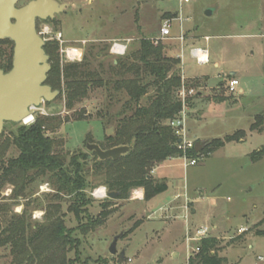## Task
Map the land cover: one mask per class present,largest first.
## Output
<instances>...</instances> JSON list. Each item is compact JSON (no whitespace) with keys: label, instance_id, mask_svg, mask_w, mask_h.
<instances>
[{"label":"rangeland","instance_id":"374dc122","mask_svg":"<svg viewBox=\"0 0 264 264\" xmlns=\"http://www.w3.org/2000/svg\"><path fill=\"white\" fill-rule=\"evenodd\" d=\"M59 1L70 4V8L57 14L55 23L40 22L38 33L46 41H52L56 30L62 32L65 46L81 48L83 58L71 61L59 50L61 67L86 60L90 70L105 81L110 76L111 63L124 58L111 53L114 42L127 44L125 56L139 48L141 38L157 37L166 16L177 13L183 20L191 18L184 22L183 30L192 42L202 39L205 42L207 36L211 37V63L198 66L195 60L189 59L188 51L184 53L190 68L210 76L208 80L184 79L188 84L201 82L206 86L202 89L203 99L194 101L190 121L188 116V129L192 131L190 139H224L226 135L245 131V141L228 143L187 169L182 158L170 159L166 163L170 167L159 172L168 177L169 191L151 205L109 199L106 187H95L89 191L94 198L89 207L90 216L98 215L104 202H110L114 211L104 226L91 232L80 229L81 223L69 209L71 198L55 191L50 176L28 179L24 191H19V182L6 184L0 188L2 226L7 228L12 219L24 215L28 235L32 236L35 230L62 215L65 225L75 230L73 236L80 242L79 260L74 264H186L187 255L196 247L192 243L188 251L184 240L187 220L193 228H211L210 237L220 239V256L226 257L229 264H261L258 258L264 256V234L257 232L264 231V157L254 162L250 154L264 146V131H251L255 118L264 115V0H189L187 4L181 0ZM208 10L213 14L206 15ZM45 29L48 33H43ZM180 29V22H175L172 31L179 33ZM161 42L175 52V42ZM6 52L10 53V47L0 44V54ZM166 54L169 56L168 51ZM215 63H219L218 68L214 67ZM232 72H239L240 85L235 93L219 86L229 83ZM105 83L102 87L93 86L87 98L76 102L73 109L67 107L63 91L55 100L47 105L42 103L38 108L35 117L46 111L47 116H42L48 119L47 135L56 142V151L62 155L87 151L88 140L93 139L99 144L105 134L115 132L117 124L115 121L108 123L107 112L110 105L121 110L122 103H117V99L110 100L112 86L107 87ZM240 88L245 92L241 94ZM57 89H65L64 79ZM204 111L206 114L201 118L200 112ZM102 122L108 129L106 132ZM21 125L24 124L10 123L4 131L0 140V169L7 166L11 157L19 155L18 150L9 145ZM93 163L91 159L86 171L91 176ZM102 187L107 196L99 199L94 194ZM187 190L192 200L198 199L194 215L192 204H189L188 219L181 209L175 220L160 218L162 212L147 218L148 214L158 212L159 204L170 201L177 191L182 193L178 202H184L183 194ZM85 223L84 217L82 224ZM243 228L249 230L245 234L239 233ZM117 236H120L118 252L127 250L125 263H119L117 256L110 253L112 241ZM3 238L0 237V264H18L12 247L2 244ZM67 257L74 259L75 251H69Z\"/></svg>","mask_w":264,"mask_h":264},{"label":"trees","instance_id":"16d2710c","mask_svg":"<svg viewBox=\"0 0 264 264\" xmlns=\"http://www.w3.org/2000/svg\"><path fill=\"white\" fill-rule=\"evenodd\" d=\"M177 15L166 16V19ZM59 50L60 43L57 40L46 44V52L52 60L48 84L56 89L64 79L65 89L61 91L66 93L67 107L70 109L76 102L87 98L93 86L102 87L105 82V86L111 85L113 91L110 100L117 99V103H122V108L118 110L115 105H110L108 123L115 121L117 126L113 134H105L99 145L103 150L132 144L134 147L119 160L101 161L94 151L62 155V152L56 151V142L47 135L48 119L42 114L35 118L34 123L21 125L13 136L9 146L15 147L19 155L11 157L7 166L0 169V188L19 182V191H24L28 181L35 177L50 176L55 191L71 198L69 209L76 221L81 223L80 229L91 232L104 226L114 211L110 202H104L101 204L102 211L95 217L90 216L89 207L94 198L89 195V191L95 187L104 186L109 193L118 192L114 199L123 201L130 198L134 189L145 190L146 201L168 191L167 182L157 181L152 172L162 162L182 156V151L178 149L180 139L169 125V121L176 119L183 109L179 96L182 89L181 59L168 56L162 42L156 46L153 39L143 37L137 50L111 63L110 76L105 81L90 70L86 60L62 68L57 55ZM185 86L196 88L200 83H185ZM195 96L188 99L189 108L194 106ZM99 115L103 117L102 112ZM255 120L251 131L263 132L264 115L257 116ZM103 126L106 132L108 129ZM3 136L4 133L0 140ZM244 138L245 131H239L226 135L224 139H210L205 141L199 154L209 158L228 143L243 141ZM88 143L95 141L88 140ZM187 155L193 157L198 156V153L193 149ZM250 156L254 162L261 161L264 146ZM91 159L94 160L91 169L93 176L86 172ZM91 177L95 178L91 180ZM84 217L86 223L82 224ZM28 229L24 215L12 219L7 228L2 226L0 220V237L4 236L1 242L12 247L18 264H74L79 260L80 242L73 236L75 230L65 225L62 215L49 225L35 230L32 236L28 235ZM257 234L263 235L264 231ZM198 247L199 252L191 258L190 264H229L226 257L220 256V239L205 238ZM69 251H75L74 259L67 257Z\"/></svg>","mask_w":264,"mask_h":264},{"label":"water","instance_id":"95a60500","mask_svg":"<svg viewBox=\"0 0 264 264\" xmlns=\"http://www.w3.org/2000/svg\"><path fill=\"white\" fill-rule=\"evenodd\" d=\"M23 0H0V41L14 43L13 67L9 71L0 69V136L7 123L22 124L35 115L42 103L52 102L61 94L47 84L51 71V58L46 52L47 41L38 34L37 21L54 20L57 14L65 12L70 4L58 0H24L27 3L18 7ZM208 10L206 15H212ZM236 72H234L235 74ZM232 74L231 76H235ZM34 108V109H33ZM205 145L197 141L195 151ZM134 145H126L103 150L97 143L87 144V151H94L101 161L119 160ZM119 193L110 192L108 198ZM95 195V194H94ZM117 236L112 241L110 253L117 256L119 263L126 262V250L118 252Z\"/></svg>","mask_w":264,"mask_h":264},{"label":"built area","instance_id":"2783aa9c","mask_svg":"<svg viewBox=\"0 0 264 264\" xmlns=\"http://www.w3.org/2000/svg\"><path fill=\"white\" fill-rule=\"evenodd\" d=\"M181 2L187 4L189 3V0H181ZM177 21H179L181 24V33L179 39L182 42L185 41L186 38L183 30V24L185 21L189 22V19L183 20L181 16L177 15L171 19L167 18L162 21L163 24L161 27V35L160 37H157V39H154V43L156 46L159 43H161L162 40L170 38L173 24ZM55 40L59 41L61 53L65 55L66 58H68L71 61L82 60L83 52L81 48L74 46L66 47L65 46L66 41L63 40V36L61 32H58L56 34ZM127 47H128L127 44H125L124 42L123 43L114 42L111 47V53L115 56L124 57V54L127 51ZM190 53L193 55V57L196 59L199 65L208 64L209 54L206 50H203L201 48H192ZM70 54L73 56H70ZM185 83L186 82L184 81V77L182 76V87H181L182 89L180 91L179 96L182 101L183 109L180 112V114L176 117V119L169 121V125L175 130L176 135L180 139L178 143V149L182 151V156L179 158H182L184 160L183 166L185 169H187L189 167H194V165H197L201 161L207 159V156L203 154H199L200 151L196 152L198 153V156L189 157V155H187L189 151L195 149V145L197 142L195 140L190 139V131L188 129L189 107L187 103H188V99L197 95L199 89L194 87L186 88ZM239 85H240L239 80H237L236 78H231L228 84L225 82L224 87H226V89H228L230 93H235L238 90ZM34 110L36 114L39 109L37 108ZM41 114L47 115L46 111H41ZM30 118L31 119L29 122L24 121L23 124L30 125L35 122V118H36L35 115L31 116ZM189 210H190L189 206L186 205L187 215H189ZM248 230H249L248 228L246 229L243 228L240 229L239 233L245 234L246 231ZM210 232H211V228L208 226H201L196 228L195 230H190V229L187 230V235L185 240L188 251L192 243L196 244V247L193 249V252L191 254L189 253L187 255L188 259L186 264H190L191 258H193L197 252H199V247H198L199 243L203 239L209 238ZM258 260L259 262H261V264H264V256L259 257Z\"/></svg>","mask_w":264,"mask_h":264},{"label":"crops","instance_id":"0c3cea01","mask_svg":"<svg viewBox=\"0 0 264 264\" xmlns=\"http://www.w3.org/2000/svg\"><path fill=\"white\" fill-rule=\"evenodd\" d=\"M182 3V2H181ZM187 19H189V18H187ZM191 19V18H190ZM190 19H189V21H190ZM175 32V34H173ZM186 32L187 31H184V34H185V41L184 42H182L180 39H179V36H180V33H181V29H180V31H179V33L178 32H176V31H171V36H170V38H168V39H165V40H171L172 42H175V45H176V48H175V52L173 53L172 52V50H169L166 46V51H168V54H169V56L170 57H178V58H180L181 59V72L183 73V77H184V79H187V80H191V79H204V80H208L209 78H210V76L209 75H207L206 73H197L196 71H194L192 68H190V63H187L186 62V60H185V55H184V53L186 52V51H188V54L190 55V57H189V59L190 60H195L196 61V59L193 57V55L190 53V51H191V49L192 48H201V49H203V50H206L207 52H208V54H209V62H208V64H210L211 62H210V60H211V54H210V42H211V37L210 36H207L206 38H205V42H203V40L204 39H202L201 41H198V40H196V41H194V42H192V40L193 39H191L190 40V38H187V36H186ZM160 35H161V29L159 30V34H158V36L157 37H160ZM157 37H154V38H152L153 40L154 39H157ZM164 40V41H165ZM190 41V42H189ZM196 63H197V61H196ZM208 64H204V65H199L198 63H197V65L198 66H208ZM214 67H216V68H218L219 67V63H215L214 64ZM232 74H234V72H232L231 74H230V76L232 75ZM238 74H239V72H236L234 75L235 76H231V78H236L237 80H238ZM219 86H223L224 87V84H220ZM204 87H206L205 86V84H203V83H201L200 82V86H199V91H198V96L196 97H194V99H193V104H194V101L195 100H197V99H203V97H204V95H205V93H204V91L202 90ZM226 88V87H225ZM239 92L242 94V93H244L245 91H244V89L243 88H240L239 89ZM218 99V98H217ZM193 110H194V106L192 107V108H189V121H190V119L193 117ZM206 114V112L204 111V112H200V116H201V118H203L204 117V115ZM190 132L192 133V131L190 130ZM110 134H113V131L112 132H109V135ZM108 135V136H109ZM197 138V137H196ZM197 139H199V138H197ZM199 141H208L207 139H204V140H202V139H199ZM243 141H245V139H243ZM243 141H241V142H243ZM170 160V159H169ZM169 160H167V161H165V162H162L161 164H160V166H158L157 168H155L154 170H153V176H154V178L157 180V181H160V180H165L166 182H168V177L167 176H165V175H160V170L161 169H163V168H168V167H170V166H166V163L169 161ZM159 175V176H158ZM167 185H168V183H167ZM168 191H169V186H168ZM167 191V192H168ZM175 193V192H174ZM164 194H166V193H162L161 195H159V196H157V197H155V198H153L152 200H150V201H146L145 200V190H143V189H134V190H132V192H131V195H130V198L129 199H127V201H125L126 203L127 202H140V203H144L145 202V204H152L155 200H158L159 198H161V196L162 195H164ZM140 195V196H139ZM183 196H184V202H178V200L179 199H181L182 198V193H180V191H177V193H175L174 195H173V198L170 200V201H166V203H161V204H159V211L157 212V210L155 211V212H153L151 215H149L148 214V216H147V218L149 219L150 217H152V215H157L159 212L161 213L162 212V214H161V216H159L160 218L162 217L163 219H165V221H171V219L172 220H175L176 219V217L178 218V216H179V214L177 213V211L178 210H183L184 211V213H185V219H188V217H189V215H187V211H186V205H188L189 206V204H192V207H191V213L194 215L196 212H197V208H196V206H195V201H197L198 199H194V200H192L191 199V194H190V191H186L184 194H183ZM97 197V196H96ZM172 197V196H171ZM97 198H99V197H97ZM99 199H102V198H99ZM164 201V200H163ZM149 205V206H150ZM154 207H157L156 205H153ZM146 208V210L148 209L149 210V207H145ZM178 215V216H177ZM174 218V219H173ZM186 223H187V227H186V235H187V230L188 229H190V230H195L196 228H198V227H195V228H193L188 222H187V220H186ZM216 228V227H215ZM186 235H185V238H186ZM185 238H184V240H185ZM186 242V241H185ZM127 251V250H126ZM177 255H175V257H176Z\"/></svg>","mask_w":264,"mask_h":264},{"label":"flooded vegetation","instance_id":"af4514ba","mask_svg":"<svg viewBox=\"0 0 264 264\" xmlns=\"http://www.w3.org/2000/svg\"><path fill=\"white\" fill-rule=\"evenodd\" d=\"M59 1V0H58ZM25 3H27V1H21L19 4H18V7H21V5H23V4H25ZM56 20L54 19V20H41V19H39L38 21H37V23H36V25H37V28H38V24L40 23V22H42V23H46V22H50V23H54ZM37 31H38V29H37ZM43 33H48V31H47V29H45L44 30V32ZM58 32L56 31V32H54L53 34H57ZM62 33V32H61ZM39 34V33H38ZM62 36H63V34H62ZM54 38V39H53ZM51 40H55V37H53ZM47 41H50V40H47ZM0 44H2V45H8L9 47H10V53H2V54H0V69H2V70H4L5 72L6 71H9V70H11L12 69V67H13V61H14V59H13V55H14V43L13 42H11L10 40H5V41H0ZM47 84H48V80H47ZM49 85V84H48ZM53 90H55V89H53ZM61 91V90H60ZM61 93H62V91H61ZM44 104H48V102H45Z\"/></svg>","mask_w":264,"mask_h":264},{"label":"bare ground","instance_id":"6f19581e","mask_svg":"<svg viewBox=\"0 0 264 264\" xmlns=\"http://www.w3.org/2000/svg\"><path fill=\"white\" fill-rule=\"evenodd\" d=\"M70 56H73L70 54ZM31 118L27 119L26 122H29ZM95 195L99 198H104L107 196V191H105V188L102 187L100 189L95 190ZM140 196V195H139Z\"/></svg>","mask_w":264,"mask_h":264}]
</instances>
